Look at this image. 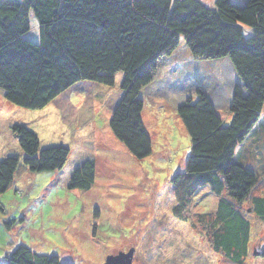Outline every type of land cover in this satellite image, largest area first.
<instances>
[{
    "label": "trees",
    "instance_id": "obj_1",
    "mask_svg": "<svg viewBox=\"0 0 264 264\" xmlns=\"http://www.w3.org/2000/svg\"><path fill=\"white\" fill-rule=\"evenodd\" d=\"M33 18L38 40L28 38ZM181 39L194 59H228L238 81L229 125L204 91L178 108L191 152L185 173L172 181L181 186L175 215L184 218L185 206L206 189L218 199L215 211L198 219L211 248L244 264L252 232L249 215L264 221V194L254 195L261 175L239 152L259 133L264 112V0L242 6L232 0H216L213 6L201 0H0V90L17 107L43 110L77 84L111 88L122 74V94L109 124L143 160L152 154L153 141L143 120L141 92ZM11 129L22 155L0 162V195L21 167L32 173L61 171L71 155L65 146L42 148L36 133L22 124ZM95 180V163L86 160L73 171L69 189L89 191ZM12 225L13 220L7 223L9 229ZM260 254L264 258V247ZM0 264L67 263L20 244Z\"/></svg>",
    "mask_w": 264,
    "mask_h": 264
},
{
    "label": "rangeland",
    "instance_id": "obj_2",
    "mask_svg": "<svg viewBox=\"0 0 264 264\" xmlns=\"http://www.w3.org/2000/svg\"><path fill=\"white\" fill-rule=\"evenodd\" d=\"M201 1L213 6L216 0ZM246 2L232 0L236 6ZM28 38H39L34 18ZM192 59L181 39L173 55L160 63L149 90L141 92L143 120L153 141L152 154L143 160L129 152L109 124L122 94V74L111 88L90 82L77 84L43 110L17 107L0 90V162L7 156L22 155L11 129L18 124L36 133L42 148L65 146L71 150L61 171L32 173L21 167L11 188L0 195V261L24 244L38 254L57 255L67 264H103L107 256L130 247L135 248L133 264H234L211 248L198 222L200 215L215 211L218 199L214 195L206 189L197 193L189 205L191 213H182L184 218L176 217L172 209L181 190L172 181L185 173L191 152V138L178 108L190 99L195 101L197 91H204L212 95L209 99L217 114L229 125L238 81L226 58L189 63ZM187 76L190 87L181 89L177 80ZM69 102L73 108H68ZM257 127L259 133L250 136L239 152L243 162L261 175L254 195H262L264 112ZM86 160L96 166L94 185L89 191L69 189L70 165L80 166ZM64 169L66 173L61 174ZM249 219L252 232L244 264H264L260 254L264 221L254 214ZM11 220L14 225L9 229Z\"/></svg>",
    "mask_w": 264,
    "mask_h": 264
},
{
    "label": "water",
    "instance_id": "obj_3",
    "mask_svg": "<svg viewBox=\"0 0 264 264\" xmlns=\"http://www.w3.org/2000/svg\"><path fill=\"white\" fill-rule=\"evenodd\" d=\"M135 249L132 248L128 252H120L116 255L107 256L103 264H133Z\"/></svg>",
    "mask_w": 264,
    "mask_h": 264
},
{
    "label": "crops",
    "instance_id": "obj_4",
    "mask_svg": "<svg viewBox=\"0 0 264 264\" xmlns=\"http://www.w3.org/2000/svg\"><path fill=\"white\" fill-rule=\"evenodd\" d=\"M194 60H195V59H192V61H191V60H188V62H189V63H193ZM161 62H162V60H161ZM161 62H160V63H161ZM176 68L179 69L178 64H176ZM158 70H159V69H158ZM158 72H159V71H157L156 75L159 74ZM156 75H155V76H156ZM182 80H183V82H182ZM188 80H190L188 76H187L186 78H182V79L179 78V80H177V81H179V83H180V85H181V86H179V87H180L181 89L185 88L186 85H188V87H190V84L188 83ZM154 81H155V80H154ZM151 85H152V83H151L149 86H147V87L143 90V92H146L147 90H149L148 88H150ZM190 90H191V89H190ZM92 93H93V90H92ZM190 93H191V92L188 91V93H187L188 95H186V96L189 97ZM154 94H155V92H154ZM210 96L212 97V95H210ZM210 96H209V98H211ZM70 99H71V98H70ZM70 99H69V100H70ZM90 101H91V102H94L93 99L90 100ZM71 103H72V102L67 103L68 108H69V106L73 108V106H72ZM51 104H53V103H51ZM89 104H90V102H89ZM58 105H60V104H58ZM62 109H64V108H62ZM89 111H92V109L89 110ZM144 111H145V110H144ZM63 113H65V112L63 111ZM147 129H148V127H147ZM47 147H48V146H47ZM83 162H85V161H83ZM83 162H82V163H83ZM82 163H81V164H82ZM70 166H72V167H71L72 169L70 170V174H69L70 177H71L73 171L77 168L78 164H73V163H72ZM66 170H67V169H64L63 173H61V174H65V173H66Z\"/></svg>",
    "mask_w": 264,
    "mask_h": 264
},
{
    "label": "flooded vegetation",
    "instance_id": "obj_5",
    "mask_svg": "<svg viewBox=\"0 0 264 264\" xmlns=\"http://www.w3.org/2000/svg\"><path fill=\"white\" fill-rule=\"evenodd\" d=\"M175 202H178V201L175 200ZM176 206H177V203H176V205H175L172 209L174 210ZM185 209H186V215L188 216V213H191L190 210H189V209H191V208L188 207V205H186V206H185ZM187 216H186V218H187ZM95 230H96V228L94 227V232H95ZM132 248H133V247H130L129 250L132 249ZM134 249H135V248H134ZM129 250H128V251H129ZM128 251L126 250V251H120V252H128ZM120 252H118V253H120ZM118 253H117V254H118ZM112 255H116V254H112ZM134 257H135V255H134ZM133 262H134V259H133Z\"/></svg>",
    "mask_w": 264,
    "mask_h": 264
},
{
    "label": "bare ground",
    "instance_id": "obj_6",
    "mask_svg": "<svg viewBox=\"0 0 264 264\" xmlns=\"http://www.w3.org/2000/svg\"><path fill=\"white\" fill-rule=\"evenodd\" d=\"M215 1V0H214ZM214 68V67H213ZM177 207V206H176ZM184 209V208H183Z\"/></svg>",
    "mask_w": 264,
    "mask_h": 264
}]
</instances>
